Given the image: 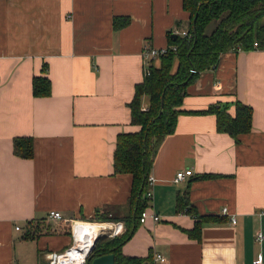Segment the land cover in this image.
Returning <instances> with one entry per match:
<instances>
[{"label":"crops","instance_id":"crops-1","mask_svg":"<svg viewBox=\"0 0 264 264\" xmlns=\"http://www.w3.org/2000/svg\"><path fill=\"white\" fill-rule=\"evenodd\" d=\"M113 17L130 23L114 31ZM188 21L182 0H0V264H19L17 243L33 245L35 264L70 247L73 237L65 235L20 239L27 221L50 212L71 230L74 222L110 226L97 213L126 216L132 177L114 174L116 138L140 131L128 105L144 78V52L165 48L167 33L187 30ZM209 25L211 33L216 24ZM35 77L50 81L49 97H33ZM186 91L185 112L236 100L250 106L252 130L236 144L216 132L213 115L178 116L149 174L145 210L159 221L139 223L122 254L152 253L155 264H251L261 254L264 264V49L222 54ZM24 137L34 142L30 160L13 154V139ZM185 170L192 174L176 183ZM201 175L220 177L194 180ZM187 188L199 215L224 219L204 225L200 242L180 231L194 220L175 212Z\"/></svg>","mask_w":264,"mask_h":264},{"label":"trees","instance_id":"trees-1","mask_svg":"<svg viewBox=\"0 0 264 264\" xmlns=\"http://www.w3.org/2000/svg\"><path fill=\"white\" fill-rule=\"evenodd\" d=\"M182 8L189 14L187 30L190 38L174 37L171 31L167 33V53L158 58V67L153 64L154 60L149 61V74L144 75L142 83L135 86L133 99L128 105L131 124L140 127V131L120 134L116 138L114 174H129L132 177L128 211L125 217L120 218L109 216L108 213H97L96 221L121 222L125 230L114 238L99 237L89 254L91 260L101 255L113 254L114 264H155L152 253L144 258L127 257L122 254L121 249L131 239L139 225L141 214L148 207L146 193L153 160L163 140L174 133L178 116L213 115L216 132L228 135L236 144L240 143V136L247 135L252 130V108L238 100L214 104L200 112H185L180 107L187 95V88L196 82L201 73L215 68L222 54L264 49V0H182ZM213 21H217V25L206 35V28ZM129 23V17H113L112 29H124ZM254 43H257V47L253 46ZM172 47L176 48L174 52ZM42 72L46 74V66ZM50 93L51 84L46 77L33 79L34 98L49 97ZM144 97L148 98L145 109L142 108ZM231 107L234 108L233 115L229 113ZM13 154L21 159H32L33 139H13ZM218 177L220 176L201 175L194 180ZM175 212L194 220L191 230L179 229L196 242L201 241L204 225L224 223V219L220 217L199 215L189 202L188 188L177 194ZM44 222L46 223V219L27 221L20 239L34 241L47 235L72 237L69 225L57 222L53 226H44Z\"/></svg>","mask_w":264,"mask_h":264},{"label":"built area","instance_id":"built-area-1","mask_svg":"<svg viewBox=\"0 0 264 264\" xmlns=\"http://www.w3.org/2000/svg\"><path fill=\"white\" fill-rule=\"evenodd\" d=\"M172 35L173 36H180V37H185L187 39L190 38V34L188 33V30H172ZM254 47H257V43H254L253 45ZM171 50L174 52L176 50L175 47H172ZM168 49L165 47V48H162V49H153V48H147L146 51L144 52V59L146 61V66H145V70H144V75H148L149 74V61L150 60H158V58L160 56H163L167 53ZM192 73H194V71H191ZM192 174L191 170H185V171H179L176 173L175 175V179L174 181L176 183H181L185 180V178L187 176H190ZM153 183V178L152 177H148V184L149 186H151ZM151 193L148 191L146 193V198L148 200L151 199ZM228 214V211L226 208H224L222 210V215L223 216H227ZM147 217H150L154 222H158L159 221V218L155 215H149L146 210L141 214L140 218H139V223L140 224H143L145 221H146V218ZM49 220H52V221H58L61 219L60 217V214L58 212H50L48 217H47ZM77 223H80V222H74L73 225H72V237H73V246L72 247H69L67 250H65L63 253L61 254H51L50 256H48V259L47 261H49V264H58L59 261H60V258L61 257H65V255L67 254L68 250L72 249L74 247V244H75V235H74V228H75V224ZM231 223L232 224H235V220L232 219L231 220ZM110 225V228L112 229H115L117 228L118 229V232L119 233H116L114 235H110L111 237H116V236H119L120 234H122V224L120 223H110L108 224ZM16 230H18V227H16ZM263 240V236L261 233H257L256 234V241H258L259 243H261ZM89 256V253L88 255L84 258L83 262L80 263V264H86V260ZM155 262L157 263H165L166 260L162 257H158L156 256L155 257ZM251 264H263V261H262V255L261 254H258L257 255V258L251 263Z\"/></svg>","mask_w":264,"mask_h":264},{"label":"bare ground","instance_id":"bare-ground-1","mask_svg":"<svg viewBox=\"0 0 264 264\" xmlns=\"http://www.w3.org/2000/svg\"><path fill=\"white\" fill-rule=\"evenodd\" d=\"M74 247L68 250L65 257H61L58 264H80L84 258L90 253L94 240L104 231H112L113 235L118 229H112L110 226L99 224H82L77 227ZM108 233V232H107Z\"/></svg>","mask_w":264,"mask_h":264},{"label":"rangeland","instance_id":"rangeland-1","mask_svg":"<svg viewBox=\"0 0 264 264\" xmlns=\"http://www.w3.org/2000/svg\"><path fill=\"white\" fill-rule=\"evenodd\" d=\"M215 24L217 25V21H213L212 24L209 25L210 30ZM209 32L210 31L207 30L205 32V34L209 35L210 34ZM49 224H51L53 226V225H55V222L52 221V220L46 219V223L44 222V226H50ZM77 230H78L77 228H74L75 237H76V234H77ZM104 232H105L104 234H99V237L101 239L102 238L103 239L114 238V237L110 236V235H113L112 231L109 230V231H104ZM72 246H73V239H72V243H71L70 247H72ZM15 250H16V254H17V259H19V262H18L19 264H23L22 261H24V260L26 261L25 264H35L36 263L35 251H34V247H33V245L31 243H27L26 245H23V247H20V245L17 243L16 246H15ZM20 255H21L22 258L20 257ZM20 258L22 260H20ZM40 264H49V261H43V262H40Z\"/></svg>","mask_w":264,"mask_h":264},{"label":"water","instance_id":"water-1","mask_svg":"<svg viewBox=\"0 0 264 264\" xmlns=\"http://www.w3.org/2000/svg\"><path fill=\"white\" fill-rule=\"evenodd\" d=\"M195 22V20H194ZM176 37V36H174ZM163 100H161L162 102ZM144 149H145V145H144ZM99 236L94 240L93 245L91 247L90 252L93 250L95 243L97 242ZM90 254V253H89ZM114 255L113 254H105V255H101L98 256L94 259L91 260V256L87 258V264H114Z\"/></svg>","mask_w":264,"mask_h":264}]
</instances>
